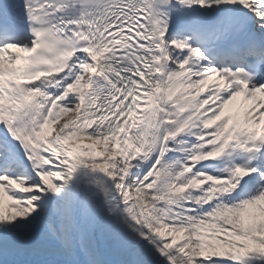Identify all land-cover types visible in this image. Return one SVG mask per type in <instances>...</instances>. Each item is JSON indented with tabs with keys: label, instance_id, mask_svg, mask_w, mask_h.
Here are the masks:
<instances>
[{
	"label": "snow or ice",
	"instance_id": "snow-or-ice-1",
	"mask_svg": "<svg viewBox=\"0 0 264 264\" xmlns=\"http://www.w3.org/2000/svg\"><path fill=\"white\" fill-rule=\"evenodd\" d=\"M0 264H264V0H0Z\"/></svg>",
	"mask_w": 264,
	"mask_h": 264
}]
</instances>
